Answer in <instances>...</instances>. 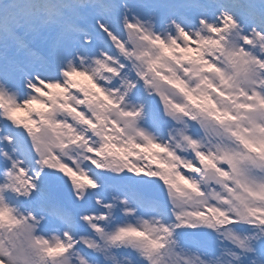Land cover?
<instances>
[{
	"label": "snow or ice",
	"instance_id": "snow-or-ice-1",
	"mask_svg": "<svg viewBox=\"0 0 264 264\" xmlns=\"http://www.w3.org/2000/svg\"><path fill=\"white\" fill-rule=\"evenodd\" d=\"M0 264H264V0H0Z\"/></svg>",
	"mask_w": 264,
	"mask_h": 264
},
{
	"label": "rangeland",
	"instance_id": "rangeland-1",
	"mask_svg": "<svg viewBox=\"0 0 264 264\" xmlns=\"http://www.w3.org/2000/svg\"><path fill=\"white\" fill-rule=\"evenodd\" d=\"M18 115H23V113H18Z\"/></svg>",
	"mask_w": 264,
	"mask_h": 264
}]
</instances>
